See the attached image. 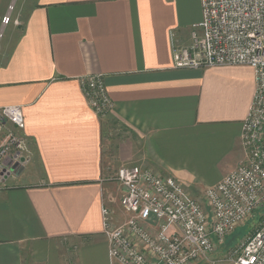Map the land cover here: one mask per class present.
Segmentation results:
<instances>
[{"label": "crops", "instance_id": "crops-1", "mask_svg": "<svg viewBox=\"0 0 264 264\" xmlns=\"http://www.w3.org/2000/svg\"><path fill=\"white\" fill-rule=\"evenodd\" d=\"M200 21V0L25 3L0 42V108L21 107L30 151L0 188V264H110L102 210L122 219L120 168L208 188L240 165L252 69L173 67ZM89 75L103 76L106 117L81 92Z\"/></svg>", "mask_w": 264, "mask_h": 264}, {"label": "built area", "instance_id": "built-area-1", "mask_svg": "<svg viewBox=\"0 0 264 264\" xmlns=\"http://www.w3.org/2000/svg\"><path fill=\"white\" fill-rule=\"evenodd\" d=\"M200 7L190 44L173 49V67L252 69L255 89L241 127L244 159L204 190V204L172 177L118 169L122 219L115 224L111 211L102 210L110 264H264V0H200ZM79 85L91 111L106 117L113 104L103 76H85ZM23 129L21 107L0 108V188L30 162ZM256 214L254 231L224 251L227 238Z\"/></svg>", "mask_w": 264, "mask_h": 264}, {"label": "rangeland", "instance_id": "rangeland-1", "mask_svg": "<svg viewBox=\"0 0 264 264\" xmlns=\"http://www.w3.org/2000/svg\"><path fill=\"white\" fill-rule=\"evenodd\" d=\"M27 1L28 0H0V14L3 12L5 13L1 16L0 23L3 22L5 17L10 18L8 26L0 31V35H1L0 42L5 41L10 29L14 25L13 24L14 21H17L18 19H20L21 10L25 6V3ZM211 173H213L214 174L213 176H215V174H217L218 172L216 170L214 171L212 170ZM185 175L187 176V180H188L186 184H188L189 187H192V188H183V189L191 195L190 197L199 201L201 204H204L203 194H204V190L206 189L204 187L207 184V181L202 179L201 177H199L198 175L194 173L186 172ZM258 216H259L258 214L254 215L253 217L249 219L247 223H244V225H241L235 229L234 234L232 236L234 240V245H236L239 241H241V239H243L251 231H254ZM228 249L229 248L224 249V251L226 250L227 252ZM220 255L221 254H219L218 256Z\"/></svg>", "mask_w": 264, "mask_h": 264}, {"label": "trees", "instance_id": "trees-1", "mask_svg": "<svg viewBox=\"0 0 264 264\" xmlns=\"http://www.w3.org/2000/svg\"><path fill=\"white\" fill-rule=\"evenodd\" d=\"M252 232V231H251ZM250 232V233H251ZM234 234V233H233ZM233 234L230 236V237H228L227 238V240H226V243H225V245H224V249H227V248H229V247H231V246H233L234 245V240H233Z\"/></svg>", "mask_w": 264, "mask_h": 264}, {"label": "water", "instance_id": "water-1", "mask_svg": "<svg viewBox=\"0 0 264 264\" xmlns=\"http://www.w3.org/2000/svg\"><path fill=\"white\" fill-rule=\"evenodd\" d=\"M22 171H23V168H20L16 172H17V174H20Z\"/></svg>", "mask_w": 264, "mask_h": 264}]
</instances>
